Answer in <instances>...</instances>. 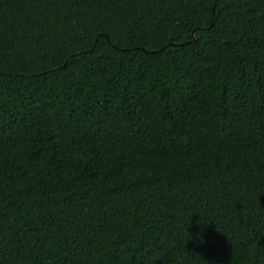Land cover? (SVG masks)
Here are the masks:
<instances>
[{
	"label": "trees",
	"instance_id": "1",
	"mask_svg": "<svg viewBox=\"0 0 264 264\" xmlns=\"http://www.w3.org/2000/svg\"><path fill=\"white\" fill-rule=\"evenodd\" d=\"M0 264H264V0H0Z\"/></svg>",
	"mask_w": 264,
	"mask_h": 264
}]
</instances>
